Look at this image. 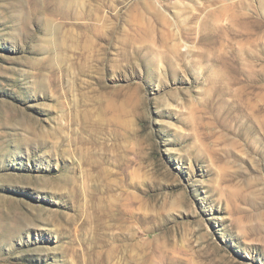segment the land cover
<instances>
[{
    "label": "rangeland",
    "instance_id": "1",
    "mask_svg": "<svg viewBox=\"0 0 264 264\" xmlns=\"http://www.w3.org/2000/svg\"><path fill=\"white\" fill-rule=\"evenodd\" d=\"M0 264H264V0H0Z\"/></svg>",
    "mask_w": 264,
    "mask_h": 264
}]
</instances>
